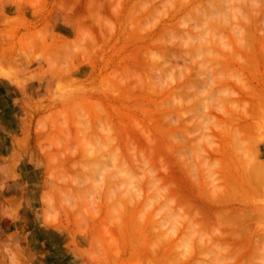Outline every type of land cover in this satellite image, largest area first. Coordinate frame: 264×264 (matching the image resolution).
<instances>
[{
  "label": "rangeland",
  "instance_id": "1",
  "mask_svg": "<svg viewBox=\"0 0 264 264\" xmlns=\"http://www.w3.org/2000/svg\"><path fill=\"white\" fill-rule=\"evenodd\" d=\"M141 1L0 0V264H264V0H234L240 19L220 0L185 7V0ZM205 8L222 10V17L211 19L226 42L213 45L217 68L207 66L213 59L203 51L209 42L187 38L189 26L203 25L198 12ZM238 21L245 23V40L228 25ZM161 48L165 55L154 60L152 53L161 54ZM180 66L191 74L180 72L182 77ZM169 68L174 82L166 80L162 91L160 81L153 90L161 77H170ZM146 81L151 93L144 92ZM169 112L179 117L173 124ZM85 118L87 140L97 149L114 148L115 162L104 149L110 155L102 160L82 155L93 146L86 144ZM100 121L111 128L110 137ZM119 161L130 169L128 177L116 175ZM143 207L147 212L140 216ZM187 253L189 260L185 255L179 261Z\"/></svg>",
  "mask_w": 264,
  "mask_h": 264
},
{
  "label": "bare ground",
  "instance_id": "2",
  "mask_svg": "<svg viewBox=\"0 0 264 264\" xmlns=\"http://www.w3.org/2000/svg\"><path fill=\"white\" fill-rule=\"evenodd\" d=\"M146 1H150V0H146ZM146 1L144 0V1H141V2L144 4ZM195 1H197V0H185L184 2L181 1V3H182V6L185 7V6H188V5L193 4ZM220 1L223 2V6H224V7H228V8H230L231 12H229V13L231 14L232 17H234V18H236V19H240V18H241L239 9H238V8L235 6V4L233 3L234 0H220ZM137 2H138V1H137ZM178 2H179V1H178ZM146 3H147V2H146ZM179 6H180V3H179ZM216 6H217V5H215V7H216ZM144 8H145V6H144ZM168 8H169V7H168ZM168 8H167V11H169ZM178 8H179V7H178ZM180 8H182V7H180ZM147 9L149 10V6H147ZM148 10H147V11H148ZM170 10H171V9H170ZM174 10H175V9H174ZM171 11H172V10H171ZM176 11H177V8H176ZM221 11H222V10L218 9V10H216L215 14H212V13H210V11H208V9H206V8H205V10H199L198 14L201 16V18H202V17L205 18V19H203V25L200 24V23L198 24V22L196 21V22H195V25H193V26H189L188 29H187V31H188V32H187V33H188L187 38H188L189 40L192 41V40H196V39H198L197 41H199V43L203 42L204 44H207V42H209V46H207L208 48L206 47V48L203 49V51H205V52H207V53L210 54L209 57L213 56V57H212L213 59L211 60V58H210V61H208V62H211L210 65H207L208 67H210V66H216L215 63H219V65H221V61H220V60H219V62L215 61V60H216V59H215V56H216V55H214V54H215L217 51L215 50V46H213V45H215V44H219L218 42H222V43H226V42L224 41L222 35L218 34L217 27H216L214 24L211 23V22L213 21V20H211L212 18H217V17H220V16H221V14H222ZM143 12H144V11H143ZM178 12H179V11H178ZM144 13H145V12H144ZM146 13H147V12H146ZM167 13H168V12H167ZM173 13H174V15H176V12H175V11H174ZM169 14H171V12H170ZM164 16H165V15H164ZM168 16H169V15H168ZM170 17H174V16L170 15ZM170 17H168V18H170ZM221 17H222V16H221ZM224 17H225V16H224ZM251 17H254V16L252 15ZM255 18L257 19V17H255ZM255 18H251V19L254 20ZM162 19H163V18H162ZM172 19H173V18H172ZM256 19H255L254 21H257V24H258V19H257V20H256ZM222 21H223V20H222ZM222 21H220V22H222ZM248 21H249V20H248ZM251 21H252V20H251ZM251 21H250V22H251ZM164 22L166 23V21H164ZM250 22H249V25H250ZM165 23H164V24H165ZM228 23H229V24H228ZM228 23H226L225 25L228 24L229 26H231L233 32L238 33V38H242V39L245 40V37H246L245 34H247V33H244V32L246 31V30H244V27H243L245 23L243 24V23H241L240 21H238V22H228ZM246 23H247V22H246ZM252 23H254V22H252ZM252 23H251V24H252ZM160 24H161V23H160ZM164 24H163V25H164ZM254 24H256V23H254ZM257 24H256V25H257ZM173 25H174V24H173ZM258 25H259V24H258ZM250 26H252V25H250ZM164 27H165V26H164ZM246 27H247V26H246ZM254 27H255V25H254ZM254 27H252V28H250V29H252V30L254 31ZM154 28H156V26H155ZM166 28H167V26H166ZM170 29L172 30V28H170ZM170 29L168 30V32L166 31V34L169 33ZM151 30H152V29H151ZM161 30H162L161 33H163V34L159 33L158 36H156L157 38L159 37L160 34L163 35V37L165 36V35H164V32H163V29H161ZM165 30H166V29H165ZM165 30H164V31H165ZM149 31H150V30H149ZM149 31H148V32H149ZM159 32H160V31H159ZM250 32H251V31H250ZM256 32H257V31H255V33L253 32V35L256 34ZM156 34H157V33H156ZM239 34H240V36H239ZM251 34H252V33H251ZM251 34H250V35H251ZM144 36H147V35H144ZM144 36H142V37L146 39V37H144ZM251 36H252V35H251ZM256 36H257V35H256ZM134 37H135V36H134ZM139 37H140V36H139ZM163 37H162V38H163ZM160 38H161V36H160ZM160 38H159V39H160ZM246 38H247V37H246ZM252 38L255 39L254 36H252ZM149 39H150V38H149ZM159 39H158V40H159ZM163 39H164V40H165V39H166V40H169V38H167V37H166V38L164 37ZM163 39H162V40H163ZM140 40H142V38H140ZM156 40H157V39L155 38V41H154V40H153V41L157 43L158 40H157V41H156ZM164 40H163V42H164ZM217 41H218V42H217ZM154 42H151V44H153V45H154V44L157 45V44L154 43ZM160 42L162 43V41H160ZM160 42H159V43H160ZM166 42H168V41H166ZM148 43H149V42H148ZM148 43H147V45H148ZM159 43H158V45H161V46L164 48L165 44H159ZM164 43H165V42H164ZM168 43H169V42H168ZM170 43H171V42H170ZM145 44H146V43H145ZM43 45H44V44H43ZM140 45H141V47L139 46L140 48H142V47H147V46H144V44H143V45L140 44ZM149 45H150V44H149ZM158 45H157V46H158ZM163 45H164V46H163ZM169 45H171V44H169ZM169 45L166 44L167 47H168ZM56 46H58V45L56 44V45L54 46V48H55ZM152 47H153V46H152ZM170 47H171V46H169V49H170V51H171V48H170ZM225 47H227V45H226ZM140 48H139V50H140ZM163 48H161V49H162L161 51H163V52H161V54L165 52V50H164ZM165 49H167V48H165ZM28 50H29V49H28ZM139 50H138V51H139ZM144 50H145V49H144ZM142 51H143V50H141V51H139V52L142 53ZM159 51H160V49H159ZM166 51H169V50H166ZM214 51H215V52H214ZM20 52H22V51H20ZM218 53H219V52H217V54H218ZM161 54H160V53H159V54H157V53H154V54H153V53H152V55H154V57H153L154 60H160L161 58H163V55H165V53L162 54V55H161ZM134 55H135V54H134ZM134 55H132V56H134ZM141 55H143V54H141ZM141 55L139 54L138 57H140ZM218 55H219V54H218ZM218 55H217V56H218ZM143 56H144V55H143ZM135 57H136V55H135ZM160 57H161V58H160ZM9 58H10V57H9ZM132 58H133V57H132ZM141 58H142V57H141ZM143 58H144V57H143ZM143 58H142V59H143ZM217 58H218V57H217ZM219 58H220V57H219ZM136 59H137V58H136ZM138 59H139V58H138ZM138 59H137V60H138ZM207 59H209V58H207ZM207 59H203L202 61H205V63H206V62H207V61H206ZM137 60H136V61H137ZM144 60H147V58H146V59L144 58ZM213 60L215 61V63H213V62H214ZM217 60H218V59H217ZM222 60H223V59H222ZM142 61H143V60H142ZM142 61H141V62H142ZM160 61H161V60H160ZM198 61H199V60H198ZM35 62H36V61H35ZM129 62H130V61H129ZM134 62H135V60H134ZM134 62H132V63H134ZM139 62H140V61H139ZM224 62H225V60L222 62V65H224V64L227 63V62H225V63H224ZM132 63H131V65H132ZM148 63H149V61L147 60V64H148ZM150 63H151V62H150ZM198 63H199L200 65H202V66L205 65V64H203L204 62H202V63H201V62H198ZM223 63H224V64H223ZM228 63H229V62H228ZM31 64H32V62H31ZM212 64H214V65H212ZM172 65H173V64H172ZM219 65H218V67H219ZM12 66H13V65H12ZM194 66H195V65H194ZM224 66H225V65H224ZM56 67H57V66H56ZM137 67H138V66H137ZM181 67H183V66H180V68L178 69V70H179V73L181 72V70H182V71L184 70V69H182ZM190 67H192V66H189V68H190ZM221 67H222V66H221ZM221 67H219V68H221ZM132 68H133V67H132ZM216 68H217V66H216ZM219 68H218V69H219ZM56 69L59 70L58 68H56ZM134 69H135V68H134ZM180 69H181V70H180ZM204 69H205V68H204ZM222 69H223V68H222ZM187 70H188L189 72H185L186 70L184 71V73H186V74H184L183 72H181V73H183L184 75H189V73L191 74L192 71L189 70V69H187ZM166 71H167V72L165 73V75H166V76H170L171 78H170V77H169L170 79L167 78V77L165 78V76H164L165 79L163 80V78L161 77V76L164 75V73H163L162 75H160L161 79L158 80L157 83L154 82V83H156V84H154V87H155V88H152L153 90H155V91L157 90V86H156V85H158V84L160 83V81H161V84L163 83L162 86H161V84L159 85V86L162 87V91H163V89L165 90V88H166L164 85H167V87H168V81L166 82V80H171V83L174 82V81H172V78H173V80H175V77H173L174 74L171 72L170 68H169L168 70H166ZM200 71H201L202 73L204 72L203 69H200ZM181 73H180V75L182 76L183 74H181ZM187 73H188V74H187ZM198 73H199V72H198ZM184 75H183L182 77H185ZM63 76H64V75H63ZM66 76H67V75H66ZM69 77H70V76H69ZM121 77L123 78V76H121ZM139 77H140V76H139ZM139 77H138V78H139ZM188 77H189V76H188ZM208 77H209V76H208ZM66 78H67V81H68V80H71L70 78L68 79V77H66ZM122 78H119V79L121 80ZM135 78H136V77H135ZM138 78H137V79H138ZM186 78H187V77H186ZM64 79H65V78H64ZM141 79H143V78H141ZM158 79H159V78H158ZM150 80H151V79H149V81H150ZM162 80H163V81H162ZM65 81H66V80H65ZM137 81H138V80H137ZM142 81H143V80H142ZM149 81H148V82H149ZM164 81H165V82H164ZM124 82H125V81H124ZM128 82H129V81H128ZM140 82H141V81H140ZM148 82H147V81H146V82H143V83H145V84H143V86H145ZM150 82H152V81H150ZM135 83H136V82H135ZM166 83H167V84H166ZM169 83H170V81H169ZM122 84L124 85V83H122ZM127 84H129V83H125V85H127ZM151 84L153 85V82L150 83V84L148 83L147 85H149V87H150ZM129 85H130V84H129ZM129 85H128V86H129ZM147 85L145 86V87H146V90H145V88H144V90H145L144 92H147V88H149ZM176 85H177V84H176ZM130 86H131V85H130ZM135 86H136L137 88L139 87V85H137V84H136ZM135 86H134V87H135ZM174 86H175V85H174ZM174 86H173V87H174ZM189 86H190V85H189ZM189 86H188V87H189ZM163 87H165V88H163ZM177 87H178V86H177ZM177 87H176V88H177ZM191 87H192V86H191ZM170 88H171V87H170ZM59 89H60V88H59ZM131 89H132V88H131ZM150 89H151V88H149V90H148L149 92H150ZM126 90H128V89H126ZM153 90H152V92H153ZM160 90H161V89H159V91H160ZM171 90H172V89H171ZM171 90H170V91H171ZM194 90H195V89H194ZM67 91H68V90H67ZM67 91L65 90V92H67ZM128 91H130V89H129ZM128 91H127V92H128ZM131 91H132V90H131ZM165 91H166V90H165ZM121 92H124V91L121 90ZM142 92H143V91H142ZM149 92H148V93H149ZM173 92H175V91H173ZM203 92H206V91H203ZM61 93H62V92H61ZM119 93H120V92H119ZM132 93H133V92H132ZM138 93H140V92H138ZM148 93H145V94L148 95ZM150 93H151V92H150ZM150 93H149V94H150ZM166 93H167V92H166ZM166 93H165V94H166ZM58 94H59V93H58ZM68 94H69V93H68ZM126 94H127V93H126ZM134 94H135V93H134ZM156 94H159V93L156 92ZM172 94H173V93H172ZM172 94H171V95H172ZM69 95H70V94H69ZM77 95H78V93H77ZM152 95L155 96L154 93H152ZM152 95H151V96H152ZM58 96H59V95H58ZM67 96H68V95H67ZM72 96H73V95H72ZM72 96H71V97H72ZM138 96H141V95H138ZM148 96H149V95H148ZM157 96H158V95H157ZM161 96H164V95H161ZM178 96H179V95H178ZM32 97H33V96H32ZM61 97H62V96H61ZM135 97H136V96H135ZM144 97H145V96H144ZM146 97H147V96H146ZM167 97H168V96H167ZM171 97L175 98V100L179 99V98H176L177 96H175V94H173ZM62 98H63V97H62ZM65 98H67V97H65ZM65 98H63V99H65ZM28 99H29V98H28ZM33 99H34V98H33ZM69 99H70V98H69ZM149 99H150V97H149ZM151 99H153V98H151ZM151 99H150L148 102H150ZM169 99H170V98H169ZM72 100H73V99H72ZM72 100H71V101H72ZM144 100H145V99H144ZM144 100L141 102L143 105H145L144 103H146ZM156 100H158V99H156ZM156 100H155V101H156ZM173 100H174V99H173ZM158 101H160V99H159ZM158 101H157V102H158ZM171 101H172V99H171ZM143 102H144V103H143ZM160 102H162V101H160ZM160 102H159V103H160ZM164 102H165V99H164ZM136 103H138V101L135 102V104H136ZM141 103H139V104L142 105ZM153 103L155 104V102H153ZM159 103H158V104H159ZM125 104H126V103H125ZM139 104H138V105H139ZM147 105H148V104H147ZM151 105H152V104H151ZM163 105H164V104H163ZM163 105H162V106H163ZM126 106H127V104H126ZM145 106H146V105H145ZM84 107H85V106H84ZM137 107H138V106H137ZM144 108H145V107H144ZM158 108H160V107H158ZM164 108H165V107H164ZM81 109H82V107L80 108V111H81V112H78V115H81V116H82V113H83V112H82ZM127 109H129V108H127ZM131 109H132V108H131ZM134 109H135V108H134ZM172 109H173V108H172ZM83 110H84V109H83ZM159 110H160V109H159ZM159 110H158V112H159ZM161 110H162V109H161ZM161 110H160V111H161ZM153 111H154V110H153ZM167 111H168V110H167ZM170 111H171V109H170ZM101 112H103V110H101ZM163 112H164V111H163ZM165 112H166V111H165ZM172 112H173V110H172ZM84 113H85V112H84ZM151 113H152V112H151ZM169 113H170V112H169ZM100 114H101V113H100ZM102 114H104V113H102ZM145 114H149V111H148V113H145ZM157 114H158V113H157ZM166 114H168V113L166 112ZM170 114H171V113H170ZM170 114H169V116L172 117V118L170 117L172 120L169 121V122H170V123L172 122V124H173V121L179 119V117H175V116L173 117V115H172V114L170 115ZM105 115H106V114H105ZM153 115H154V114H153ZM103 116H104V115H103ZM146 116H147V115H146ZM157 116H158V115H157ZM84 117H86V113H85L84 116H82V118H84ZM168 118H169V117L167 116V119H166V120H170V119H168ZM79 119H80V118H79ZM79 119H78V120H79ZM105 119H107V116H106ZM84 120L88 121V119L85 118V119H83V121H80V123H81V122H84ZM101 120H102V119H101ZM161 120H162V119H161ZM86 121H85V122H86ZM103 121H104V120H103ZM106 121H107V120H105V122H106ZM158 121H159V120H158ZM22 122H23V121H22ZM65 122H66V121H65ZM159 122L161 123L162 121H159ZM164 122H165V121H164ZM164 122H163V126L166 125V123H164ZM166 122H167V121H166ZM99 123H100V125L102 124L101 126L105 127L102 121H100ZM22 124H23V123H22ZM172 124L170 125V124L168 123L167 125L172 126ZM81 125L84 126L85 124H82V123H81ZM89 125H90L89 123L86 124V126H87V127H86V128H87L86 131H88V127H89ZM159 125H160V124H159ZM79 126H80V125H79ZM121 126H122V125H121ZM147 126H148V125H147ZM150 126H151V125H150ZM160 126H162V125H160ZM163 126H162L161 128H163ZM170 126H169V127H170ZM80 127H81V126H80ZM103 127H102L103 133H104V134L106 133V134L108 135V136H107V135H104V137H105V136H106L107 138L110 137L111 135L109 136V134H108V133H110V129H111V128H109V125H108V127H107V123H106V127H105L106 130H107L108 132H107V131L105 130V128H103ZM84 128H85V126L82 127L83 132H84L85 129H86V128H85V129H84ZM107 128H109V129H107ZM121 128H122V127H121ZM147 128H149V127H147ZM159 128H160V127H159ZM167 128H168V127H167ZM175 128H176V127H175ZM82 129H81V130H82ZM76 130H77V129H76ZM79 130H80V129H79ZM79 130H78V131H79ZM141 130H142V129H141ZM145 130H146V129H145ZM162 130H165V128H163ZM170 130H171V129H170ZM86 131H85V133L87 134L88 132H86ZM143 131H144V130H143ZM171 131H172V130H171ZM173 131H174V130H173ZM76 132H77V131H76ZM79 132H80V131H79ZM79 132H78V134H79ZM147 132H148V131H147ZM147 132H146V133H147ZM164 132H165V131H164ZM164 132H163V133H164ZM167 132H168V131H167ZM80 133H82V132H80ZM90 133H91V132H90ZM142 133H143V136H144V135H145L144 132H141V134H142ZM170 133H171L170 131H169L168 134L166 133L167 136L170 135ZM86 134H85V135H86ZM110 134H111V133H110ZM174 134H175V133H174ZM82 135H84V133H82ZM86 136H87V137H85V139H86V144L91 143V144H89V145L91 146V145L93 144V142H92V141H91V142L88 141V140L91 138V137H88V136H90V134H87ZM143 136H142V137H143ZM171 136H173V134H172ZM78 137H79V136H78ZM173 137H174V136H173ZM80 138H81V137H80ZM80 138H79V139H80ZM87 138H88V140H87ZM143 139H144V138H143ZM169 139H170V137H169ZM105 140H106V139H105ZM105 140H104V141H105ZM144 140H146V139H144ZM94 144H95V142H94ZM94 144H93L92 147L86 148V149L88 150L87 152H83V153H82V155H84V154L86 153L85 156H86V155H89V156H88V158L90 157L89 161H98V160H102V158L107 157V155H110V153H109V154L107 153V155H106V154L104 153V151H102L104 148H102V150H101L100 147H99L100 149H99V148L97 149V148H96V145H94ZM171 144H172V143H171ZM90 148H91V149H90ZM95 148H96V149H95ZM117 148H118V147H117ZM86 149H85V151H86ZM113 149H114V148H113ZM113 149H110V150H109V149H104V150H105V151L108 150L109 152H111ZM119 149H120V147H119ZM119 149H118L117 153L119 152V154H121L122 152H120ZM89 150H90V151H89ZM99 150H100V151H99ZM115 150H116V147H115ZM115 150H114V151H115ZM121 150H122V149H121ZM129 151H130V150H129ZM144 152H147V151H144ZM113 153H114V155H115L116 158L114 157ZM113 153L111 152V156L113 157V161H114L115 159H118L119 157L116 156L117 154H115V152H113ZM140 153L142 154L143 152H140ZM170 153H171V152H170ZM130 154H131V153H130ZM127 155H128V154H127ZM138 155H139V154H138ZM123 156H124V155H123ZM128 156H129V155H128ZM134 156H135V155H134ZM86 157H87V156H86ZM86 157H85V158H86ZM142 157H144V156L142 155ZM147 157H148V153H147ZM147 157H146V160H144L145 158L143 159V158H141V157H140V159H143V161H147ZM114 158H115V159H114ZM127 158H128V157H127ZM119 160H120V159H119ZM140 161H142V160H140ZM143 161H142V162H143ZM114 162H115V161H114ZM116 162H117V160H116ZM120 162H121V161H119V163H120ZM128 162H129V161H128ZM128 162L126 163L127 165H128ZM122 163H123V162H122ZM122 163H120V164H115V165H116V169H114V171L117 170L116 175H119V176L121 177V175L123 176V174L126 173V172H128L129 174H131L130 169H129V168H126V166L124 167V164H125V163H124V164H122ZM142 164H143V163H142ZM95 165H96V166H95ZM95 165H94V164H91V167H94V166H95L94 169L92 168L93 170L98 169V170L102 171L103 167H102V169L99 168L101 165H99V164H95ZM150 165H151V163H150V161H149V165L147 164V165H145V166H146V168H147V166L150 167ZM143 167H144V166H143ZM141 168H142V166H141ZM150 168H151V167H150ZM150 168H149V169H150ZM142 169H143V171H145V170H144L145 167L142 168ZM96 171H97V170H96ZM147 171H148V170L146 169V172H144V173H147ZM117 173H118V174H117ZM128 173L125 174L126 177H128ZM120 174H121V175H120ZM170 174H171V173H170ZM170 174L167 175V176H170ZM240 174H241V173H240ZM90 175H91V178H92L91 180L94 181V176H93V174H90ZM172 175H173V174H172ZM172 175H171L170 177H172ZM240 176H242V174H241ZM240 176H239V177H240ZM239 177H238V178H239ZM243 177H244V175H243ZM243 177H242V178H243ZM122 178H123V177H121V179H122ZM150 178H151V177H150ZM150 178H148V180H150ZM168 178H169V177H168ZM240 178H241V177H240ZM240 178H239V179H240ZM89 179H90V178H89ZM241 180H242V179H241ZM151 181H152V178H151L150 182H151ZM148 182H149V181H148ZM236 182H237V183H236ZM239 182H240V183H239ZM234 183H235V185H237V184L239 185V184H240L239 186H242V183H243V182L240 181V180H235ZM234 183H233V184H234ZM145 185H146V184H145ZM145 187H146V186H145ZM169 187H170V186H169ZM242 187H243V186H242ZM171 188H173V187H171ZM125 189L129 190L130 187H129V186H126ZM173 190H174V189H173ZM173 190H171V191H173ZM177 190H178V189H177ZM168 191H169V190H168ZM140 192H141V191H140ZM144 192H145V191H144ZM144 192H143V193H144ZM169 192H170V191H169ZM174 192L177 193V191H175V190H174ZM178 192H179V190H178ZM181 193L183 194V192H181ZM141 194H142V193H141ZM180 197H181V196H180ZM178 198H179V197H178ZM145 199L147 200V197H146ZM145 203H146V201H145ZM145 203H144V205H148V204H145ZM212 203H213V202H212ZM223 203H224V201H222V203L220 202V204H223ZM136 204H137V203H136ZM149 204H150V203H149ZM205 204H207V203H203V206H204ZM214 204H215V203H214ZM214 204H213V205H214ZM220 204H219V205H220ZM104 205H105V204H104ZM138 205H139V204H138ZM140 205H141V204H140ZM150 205H151V204H150ZM150 205H149V206H150ZM215 205H216V204H215ZM224 205H225V204H224ZM101 206H103V205H101ZM125 206H128V205H125ZM201 206H202V205H201ZM203 206H202V207H203ZM240 206H241V204H240ZM129 207H131V206H129ZM129 207H128L127 209H125L124 213H125L126 211H130V210H131V208L129 209ZM134 207H135V206H134ZM145 207H148V206H145ZM199 207H200V206H199ZM205 207H206V205L203 207V209H205ZM120 208L124 209V206H123V207L121 206ZM125 208H126V207H125ZM138 208H139V207H138ZM235 208H236V207H235ZM46 209H48V208H46ZM128 209H129V210H128ZM207 209H211V208L208 206ZM212 209H213V208H212ZM212 209H211V210H212ZM215 209H217V208H215ZM237 209H238V208H237ZM137 210H138V209H137ZM217 210H218V209H217ZM219 210H220V209H219ZM219 210H218V211H219ZM225 210H226V209H225ZM225 210H224V211H225ZM243 210H244V209H243ZM49 211H50V209H49ZM134 211H135V210H134ZM144 211L147 212L146 210H144V207H143V211H142V210L140 211V214H141V215H140V214H138V215L143 216V214H142L141 212L144 213ZM208 211H209V210H208ZM208 211H207V212H208ZM218 211H217L216 214H218V213L222 214V212H218ZM222 211H223V210H222ZM47 212H48V210H47ZM121 212L123 213V211H121ZM149 212H151V211H149ZM202 212H203V211H202ZM213 212H214V211H213ZM240 212H241V210H240ZM119 213H120V212H119ZM130 213H131V212H130ZM130 213H129V214H130ZM210 213H211V211H210ZM136 214H137V213H136ZM144 214H145V213H144ZM154 214H155V213H154ZM206 214H207V213H206ZM225 214H226V212H225ZM243 214H244V213H243ZM243 214H238V217H236V218H239V219H240V218H241V219L246 218V217H245L246 214H245V215H243ZM122 215H124V214H122ZM125 215H126V214H125ZM138 215H137L136 219L138 218ZM133 216H134V215H133ZM140 216H139V218H140ZM144 216H145V215H144ZM146 216H147V215H146ZM148 216H150V215H148ZM216 216H217V215H216ZM219 216L222 217V215H219ZM223 216H225V215H223ZM250 216H251V215H250ZM153 217H154V216H153ZM153 217H152V218H153ZM204 217L206 218V215H205ZM125 218H126V217H125ZM139 218H138V219H139ZM149 218H151V217H149ZM212 218H213V217H212ZM214 218H215V217H214ZM214 218H213V219H214ZM217 218H218V217H217ZM223 218H226V217H223ZM129 219H132V217L129 218ZM138 219H137V221L135 220V224H134V222H133L134 226H135V225L137 226V224L139 223V222H138ZM140 219H141V218H140ZM142 219L144 220L143 217H142ZM147 219H148V218H147ZM153 219H154V218H153ZM210 219H211V217H210ZM219 219H220V221H223V220H221V218H218V219H217V222H218ZM226 219H227V218H226ZM145 220H146V219H145ZM161 220L165 221V219H162V218H161ZM245 220H246V219H245ZM131 221H132V220H131ZM146 221H147V220H146ZM148 221H149V220H148ZM148 221H147V223H148ZM150 221H151V219H150ZM156 221H157V220H156ZM205 221H209V220H208V216H207V218L205 219ZM214 221H216V219H214ZM220 221L218 222V224L220 223ZM140 222H141V221H140ZM142 222H143V221H142ZM151 222H152V221H151ZM151 222L148 223V226H151V225H149V224H151ZM166 222H167V220H166ZM166 222H162V223H161L162 226L165 224V228H167V225H166V224L169 225V223H166ZM124 223H125V222H124ZM129 223H130V222H129ZM136 223H137V224H136ZM243 223L245 224L246 222L243 221ZM243 223L241 224V228H240V226H239L238 228L242 229V227H244V226H243ZM127 224H128V223H127ZM133 224H131V225L133 226ZM141 224H142V223H140L139 225H141ZM157 224L159 225V222H158ZM129 225H130V224H129ZM153 225H154V223H153ZM153 225H152V226H153ZM132 226H130V229H133ZM148 226H147V227H148ZM156 226H157V225H156ZM156 226H155V228H156ZM162 226H161V228H162ZM170 226L172 227L173 225H170ZM170 226H169V227H170ZM219 226H220V225H219ZM219 226H218V227H219ZM245 226H247V225L245 224ZM121 227H122V226H121ZM121 227H119V228H121ZM142 227L145 228V229H147V227H144V225H142ZM142 227H141V228H142ZM169 227H168V228H169ZM171 227L169 228V232H171V236H174V235L176 234V232H174V229H173L174 227H173L172 229H171ZM218 227H217V228H218ZM135 228H136V227H134V230H135ZM150 228H151V227H150ZM153 228H154V227H153ZM153 228H152L151 230H153ZM155 228H154V229H155ZM223 228H224V227H223ZM238 228H237V229H238ZM246 228H247V229H246ZM145 229H144V230H145ZM156 229H159V228H156ZM162 229H163V228H162ZM228 229H229V231L232 230V232H234V231L237 230V229H236V230H235V229L233 230V228H231V229L228 228ZM228 229L226 228L225 231L228 232ZM125 230H127V229H125ZM134 230H133V231H134ZM151 230H150V231H151ZM160 230H161V229H160ZM164 230H165V229H164ZM167 230H168V229H167ZM238 230H239V229H238ZM238 230H237V231H238ZM133 231L131 230V232H133ZM138 231H139V230H138ZM138 231H137V232H138ZM145 231H148V229L145 230ZM145 231H144V232H145ZM165 231H166V230H165ZM175 231H176V229H175ZM217 231L220 232L221 230H219V228H218ZM134 232H136V230H135ZM134 232H133L132 234H135ZM137 232H136V235H138ZM140 232H141V230H140ZM148 232H149V231H148ZM148 232H146V233H148ZM161 232H162V231H161ZM169 232H164V233H169ZM173 232H174V233H173ZM232 232H231V233H232ZM245 232L248 233V227H245ZM153 233H154V232H153ZM172 233H173L174 235H173ZM214 233H215V232H214ZM221 233H222V232H221ZM238 233H239V232H238ZM238 233L236 232V235H238ZM246 233H245V234H246ZM140 234H142V233H140ZM157 234H158V232H157ZM161 234H162V233H161ZM161 234H158V235H161ZM234 234H235V232H234ZM239 234H240V237H241V233H239ZM243 234H244V232H243ZM144 235H145V234H144ZM149 235H150V234H149ZM155 235H156V234H155ZM158 235H157V237H158ZM214 235H215V234H214ZM216 235L218 236V234H216ZM246 235H248V234H246ZM145 236H146V235H145ZM151 236H152V235H151ZM151 236H150V238H151ZM169 236H170V235H169ZM169 236H168V237H169ZM127 237H130V238H131V237H133V235H131V236L129 235V236H127ZM153 237H154V236H153ZM166 237H167V236H166ZM168 237H167V238H168ZM177 237H178V236H177ZM220 237H221V235H220ZM220 237L218 236V240H219V239L222 240L223 238H226V239L229 238V236H228V237L223 236L222 239H221ZM262 237L264 238V236H262ZM141 238H142V237H140V239H141ZM160 238H162V237H160ZM215 238H216V236H215ZM231 238H232V237H231ZM243 238H244V237L242 236L241 239H243ZM263 238H262V239H263ZM128 239H129V238H128ZM140 239H139V240H140ZM147 239H148V238H147ZM153 239H154V238H153ZM163 239H164V238H163ZM163 239H161V242H162ZM171 239H172V237H171ZM226 239H225V240H226ZM232 239H233V238H232ZM238 239H239V236H238L237 240H235V238H234V242H235V241H238ZM241 239H240V241H241ZM124 240H125V239H124ZM157 240H158V239H157ZM169 240H170V239H169ZM228 240H229V241H226V242H230V241H231L230 238H229ZM243 240H244V239H243ZM121 241H122V239H121ZM121 241H120V242H121ZM131 241H132V239L130 240V242H131ZM163 241L166 243L165 240H163ZM171 241H172V240H171ZM223 241H224V239H223ZM262 241H263V240H262ZM128 242H129V241H128ZM130 242H129V243H130ZM141 242H142V240H141ZM151 242H152V241H151ZM164 242H163V243H164ZM167 242H168V241H167ZM231 242H232V241H231ZM231 242H230V243H231ZM153 243H154V242H152L151 244L153 245ZM168 243H169V242H168ZM174 243H175V242H174ZM178 243H179V242H178ZM178 243H176V244H178ZM232 243H233V242H232ZM242 243H243V242H242ZM260 243H261V242H260ZM263 243H264V242H263ZM151 244L149 245L151 249H153V250H155V251L158 250L157 247H155V248H157V249L153 248ZM172 244H173V243H172ZM172 244H171V246H172ZM234 244H235V243H234ZM234 244H233V246H234ZM238 244H239V243H238ZM238 244H237V245H238ZM243 244H245V243H243ZM243 244H242V246H243ZM237 245H236L235 247H239V246H237ZM239 245L241 246V244H239ZM259 245H260V244H259ZM141 246H143V245H141ZM164 246L166 247V245H164ZM167 246H168V244H167ZM176 246H178V245H176ZM147 247H148V246H147ZM235 247H234V248H235ZM239 248H240V247H239ZM126 249H127V248H126ZM142 249H143V247H142ZM144 249L146 250V248H144ZM147 249H148V248H147ZM151 249H150V250H151ZM160 249H161V248H160ZM160 249H159L158 251H160ZM244 249H245V248H244ZM263 249H264V247H262V251H264ZM150 250H148V251H150ZM171 250H172V249H171ZM174 250H176V251H175V252H176L175 254H178L179 251H178L177 249H174ZM233 250H234V249H233ZM235 250H236V249H235ZM164 251H165V250H164ZM152 252H153V251H152ZM144 253H145V252H144ZM157 253H158V252H157ZM157 253H156V254H157ZM159 253H160V252H159ZM162 253L164 254V252H162ZM162 253H161V254H162ZM190 253H191V252H190ZM165 254H166V253H165ZM170 254H172V252L169 253L168 255H170ZM154 255H155V254H154ZM179 255H180V253H179ZM185 255L187 256L188 253H187V254H183V258H182V257H181V258L178 257V258L180 259L179 261H181V259H184V258L186 259V257H184ZM148 256H149V255H148ZM158 256H159V255H158ZM165 256H167V255H165ZM190 256H191V255H190ZM240 256H242V255H240ZM150 257H151V256H150ZM156 257H157V256H156ZM159 257H161V256H159ZM167 257H168V256H167ZM167 257H165V259H168ZM169 257H170V256H169ZM173 257H174V256H173ZM173 257H172V258H173ZM152 258H153V257H152ZM165 259H163V260L161 259V260H160V261H162L161 263H163V261H164ZM174 259H175V258H174ZM133 260H134V259H133ZM136 260H137V259H136ZM149 260H150V259H149ZM151 260H152V259H151ZM151 260H150L149 262H151ZM154 260L156 261V259H154ZM169 260H170V259H168V261H169ZM176 260H177V256H176ZM176 260H172V261L170 260V261H171V262H174V261H176ZM187 260H189V259H188V256H187ZM187 260H186V261H187ZM134 261H135V260H134ZM170 261H169V263H171ZM135 262H136V261H135ZM138 262H139V261H138ZM156 262H159V261L157 260ZM166 262H167V261H166ZM181 263H183V262H181ZM150 264H151V263H150ZM152 264H153V263H152ZM155 264H157V263H155ZM159 264H160V262H159ZM166 264H168V262H167ZM171 264H173V263H171ZM174 264H176V263L174 262Z\"/></svg>",
  "mask_w": 264,
  "mask_h": 264
}]
</instances>
